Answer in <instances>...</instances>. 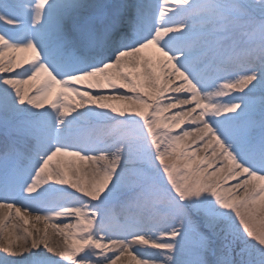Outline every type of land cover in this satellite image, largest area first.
Masks as SVG:
<instances>
[{
  "label": "snow or ice",
  "instance_id": "obj_1",
  "mask_svg": "<svg viewBox=\"0 0 264 264\" xmlns=\"http://www.w3.org/2000/svg\"><path fill=\"white\" fill-rule=\"evenodd\" d=\"M0 264H264V0H0Z\"/></svg>",
  "mask_w": 264,
  "mask_h": 264
},
{
  "label": "bare ground",
  "instance_id": "obj_2",
  "mask_svg": "<svg viewBox=\"0 0 264 264\" xmlns=\"http://www.w3.org/2000/svg\"><path fill=\"white\" fill-rule=\"evenodd\" d=\"M16 55L23 57V56L28 55V54L27 53H17ZM37 226L40 227V228H43L44 227L43 224H39ZM49 231L51 232V229Z\"/></svg>",
  "mask_w": 264,
  "mask_h": 264
}]
</instances>
